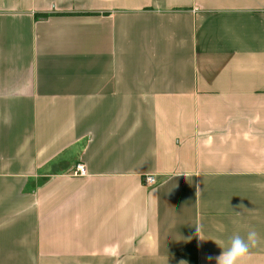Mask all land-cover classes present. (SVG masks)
Listing matches in <instances>:
<instances>
[{
	"label": "crops",
	"instance_id": "crops-1",
	"mask_svg": "<svg viewBox=\"0 0 264 264\" xmlns=\"http://www.w3.org/2000/svg\"><path fill=\"white\" fill-rule=\"evenodd\" d=\"M253 228L264 264V0H0V264H216Z\"/></svg>",
	"mask_w": 264,
	"mask_h": 264
},
{
	"label": "clouds",
	"instance_id": "clouds-1",
	"mask_svg": "<svg viewBox=\"0 0 264 264\" xmlns=\"http://www.w3.org/2000/svg\"><path fill=\"white\" fill-rule=\"evenodd\" d=\"M174 238L177 240L182 239L179 233L174 235ZM260 243L259 234L254 228L243 236L239 233H233L228 237L226 247L222 246L223 242L216 243L222 249V252L218 256L209 257V259H214L216 264H244V260L250 255L251 250Z\"/></svg>",
	"mask_w": 264,
	"mask_h": 264
},
{
	"label": "built area",
	"instance_id": "built-area-1",
	"mask_svg": "<svg viewBox=\"0 0 264 264\" xmlns=\"http://www.w3.org/2000/svg\"><path fill=\"white\" fill-rule=\"evenodd\" d=\"M73 176L75 177H86L87 176V170L84 165L78 164L75 169L73 170ZM157 183L156 179L154 177H147L144 180V184L146 186H152Z\"/></svg>",
	"mask_w": 264,
	"mask_h": 264
}]
</instances>
